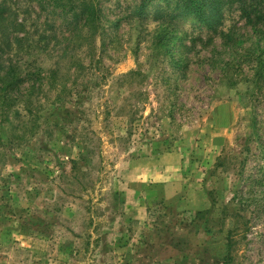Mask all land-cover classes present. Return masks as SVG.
<instances>
[{"label":"rangeland","instance_id":"1","mask_svg":"<svg viewBox=\"0 0 264 264\" xmlns=\"http://www.w3.org/2000/svg\"><path fill=\"white\" fill-rule=\"evenodd\" d=\"M2 2L20 24L3 57L21 62L22 90L60 62L73 94L56 99L45 74L39 119L28 96L0 99V264H227L234 228L230 264H264V24L237 3L213 30L171 19L175 0L142 17L141 0H96L95 36L72 39L61 1Z\"/></svg>","mask_w":264,"mask_h":264},{"label":"trees","instance_id":"2","mask_svg":"<svg viewBox=\"0 0 264 264\" xmlns=\"http://www.w3.org/2000/svg\"><path fill=\"white\" fill-rule=\"evenodd\" d=\"M61 1L63 5L61 8L66 9V13L71 14V24L78 25L77 34L72 35V39L77 37H82L83 29H86L85 36L93 38L100 27V9L97 6L96 0H52L55 6H59L57 2ZM151 0H141L140 4L136 8L135 16L142 17L144 14V9L147 6V2ZM236 1V2H234ZM233 3L238 4V9L241 11V15L246 19L247 24L257 25L264 24V0H175V6L170 12L171 19H176L179 16H183L185 13L195 14L206 21V24L213 30H216L220 24L222 18V9L224 5H233ZM164 13V12H161ZM18 21L13 17V13H11L10 8H8L5 2L0 4V99L6 101H13L15 104L22 98L28 96L26 102L27 106H30L27 111L30 114H35L32 116L33 118L39 119V117H44V114H40L41 110H34L38 107L37 103L33 101L32 95L36 91H42L45 83V74L48 75V78H52L55 84L52 83L50 88H58V96L56 99L64 101L62 95H70L73 94V88L67 87L66 80L62 79L60 82L55 80V76L62 78L71 75V67L66 68L64 63L56 62L55 68H52L47 71L44 70L43 76H41V72L38 71L35 74V78L32 79L34 82L29 85V90L25 88L22 90L25 85L30 83L29 77L22 76V67L21 62L14 61L12 58L8 57L4 59V55L9 54L13 49L15 43L19 42V37L14 36L11 32V27H16ZM77 35V36H76ZM81 45V44H79ZM71 63L74 67V74L81 70H85V66L80 60H71ZM61 69L65 71L64 74L60 75ZM27 76V74H25ZM130 76H143L141 72L138 71H130L129 73L123 75L122 77L128 78ZM38 80V84L35 82ZM25 82V83H24ZM59 83V84H58ZM38 91V92H39ZM5 104L4 102L2 103ZM3 106V110H4ZM15 115L18 117L21 116V112L18 110H14ZM41 115V116H40ZM19 118V117H18ZM44 123L49 125L48 118L45 117ZM23 125V124H22ZM36 127V126H35ZM16 129L17 127H13ZM34 128H32L31 133L34 134ZM52 129V128H51ZM51 132V131H50ZM15 139H19V135L14 134ZM19 139L18 141H21ZM23 141V140H22ZM98 140H96L97 142ZM86 143V142H85ZM88 145V151L86 153H82L78 156L77 159L72 160L71 166V179H74L77 182H80L79 175H81V167L80 164L83 160L91 157L93 150L96 145L92 144L91 141ZM235 228L229 231L228 235V258L227 264H230L233 260L232 252L234 251V236Z\"/></svg>","mask_w":264,"mask_h":264}]
</instances>
